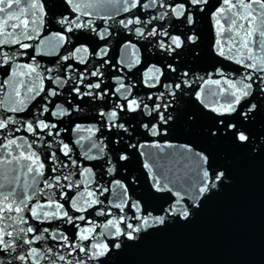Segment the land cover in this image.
I'll list each match as a JSON object with an SVG mask.
<instances>
[{
  "label": "snow or ice",
  "instance_id": "1",
  "mask_svg": "<svg viewBox=\"0 0 264 264\" xmlns=\"http://www.w3.org/2000/svg\"><path fill=\"white\" fill-rule=\"evenodd\" d=\"M64 2L69 6L70 15L61 16L59 19L58 23L62 26V31L57 34V44L52 45L53 49L61 41H68L64 33H71L74 28L97 31L92 28L91 20L83 25L80 24L81 15H87L82 9L93 5L78 3L77 0H64ZM103 2L125 14L124 18L118 21L112 16L106 17V19H113L114 23H119L124 29L135 33L142 39L155 38L156 46L165 53L178 54V49H182L185 43L194 42L196 38L185 35L183 32L174 33L180 26L191 25L194 22L193 12L204 11L205 9L201 8V5L206 7L209 0H103ZM254 4L258 5V9L253 4L247 3L246 0H219L212 12L213 17H216V24L220 26L216 33L214 51L244 69L242 73H236L239 78L224 76L220 70H217L215 75H219L221 79H213L211 75L194 77L185 71L180 74L178 80L173 79L166 83L165 80L168 77L164 69L153 66L149 72L155 73V75H149L144 82L150 91L142 97L133 94L132 86L126 85L119 76L114 78L115 84L103 82L102 69L104 65L109 64L108 60L103 59L107 56L106 47L99 48V51L89 52L87 47L81 46L59 56L56 63L66 62L63 67L75 73L70 76L45 75L53 71L51 68L43 69L42 74L38 72L39 65L25 64L22 67L18 65L14 67V61L18 56L27 55L24 50L36 48L35 44L26 41H32L39 36L36 25L38 20H42L46 15V6L42 0H0V68L5 69V79L0 80V91L4 90L5 85L10 83L11 79L23 75L27 78L18 81L23 86V95L33 101L39 97L41 102L38 115L35 118H25L20 121L23 129L15 127L12 116H0V156L7 150V155L10 157V159L0 160V167L5 168L4 179L0 181V251L16 252L17 255L13 259L18 260L21 264L24 262L41 264L42 261L43 264H63L66 261L68 264H90L92 261H100L101 257L106 256L112 248H119L120 244L116 241L122 237L128 240L136 239V234L142 230L163 225L168 216L187 219L190 211L183 201L188 196V189H193V199L204 196L223 181L224 173L217 174L215 171H210L201 163L193 164L192 159L186 155L191 151L190 148L186 147L185 151L180 153L162 154L163 146L159 142H153L151 146L160 149V151L148 154L143 166L149 172H152L154 168L157 169L158 171L152 176L156 190L173 191L168 187L171 184L176 188L175 198L167 208L161 210L163 214L152 215L146 212L139 203L132 201L127 195L125 185L120 180H115L116 188L123 189V192L117 191L109 204L112 209L118 211L104 212L101 209L96 212L97 215L112 217L103 227L112 230L107 235L113 237V242H101L97 238L93 222L87 216L72 214L73 211L76 213L87 212L88 208L104 202L97 198L95 191L91 190L88 191L91 200L84 199L81 187L83 183L87 182L92 169L78 163V160L73 157L71 145L60 140L61 133L64 131L59 127L63 123L60 117L70 116L73 111H79L80 106L75 101H82L85 97H90L92 101L102 102L98 104L101 125L112 133L115 143H121V137L129 131L125 126L128 121L121 122L124 113H138L144 118L140 123L144 132L152 137H158L166 134V128L163 126L173 119L168 111L171 99L176 97L177 92L191 88L197 100H201L202 95L215 96L216 103L222 111L218 112L217 107L201 100L204 107L218 112L221 116L237 114L247 121L257 109L256 103L246 104L253 96L254 87L258 91L264 92V3L261 0H254ZM234 9L237 11H233ZM239 9H243L244 12L239 13ZM254 11L260 17L255 28L258 38L251 42L241 41L236 48L238 56L233 54L231 49L225 52L222 39L231 42V44H237L239 32L234 35L233 26L237 25L238 19L253 16ZM76 13H80V15H76ZM172 18L179 23H173ZM221 18H223L224 24L228 25L226 31L220 24ZM161 21L170 23L171 30L165 26V23H160ZM65 25L67 27H64ZM244 27L243 24L239 25V28ZM9 28L12 30L8 31ZM98 34L103 40L108 34L107 29ZM252 34L249 31L248 35ZM253 44L261 53L259 57L253 51ZM129 46L125 44V50ZM245 50L247 51L245 52ZM81 53H88L93 58L99 57V66L93 65L90 69L88 57ZM39 54L37 52V55ZM31 59L34 60L35 56ZM72 60H78L83 68L76 71L72 63H67ZM136 62L127 61L128 64ZM120 63L124 64L125 60H121ZM113 67L115 66L113 65ZM18 68L20 69L19 73ZM167 70L172 73L177 72V68L171 62L168 63ZM37 80H39V85L36 83ZM45 80L48 81L47 84H45ZM201 85H203L202 88ZM209 85H213L215 88H210ZM65 89L71 99L65 98L63 102L57 103L56 98ZM16 95H21L19 89H16ZM12 103L14 104L15 101ZM4 107H7L8 112L19 113L27 110L28 104L21 100L18 107H12L5 106L0 102V108ZM53 117L56 118L55 121H53ZM220 124L234 140L241 144H246L250 140V136L241 130L239 123H225L224 120H221ZM21 130L27 136L16 137L15 133ZM73 130L80 132L84 129L77 124ZM86 130L92 133L101 131L97 127H90ZM41 133L50 139L45 141ZM84 139L81 136L76 143H80ZM88 140L90 141L88 144L81 145L84 151L83 160L96 159V156L90 155L94 150L97 153L103 151L101 145L95 142L92 137H88ZM37 141L40 142L42 148L47 147L46 153L43 151L28 153V149L34 148ZM127 147L143 148L145 145L138 142L136 145L130 144ZM18 148H24L25 152L14 154ZM60 154L66 158L67 163L61 160ZM127 159L126 151H122L115 158V164L119 165L120 162ZM199 160H202L203 164H207V157H199ZM113 170V168H109L110 172ZM193 171H195L194 180L189 175ZM21 176L30 179L31 182L21 184ZM73 176H82L85 180H74ZM61 181H67V183ZM46 188L53 189L52 193H47ZM106 191L111 190L100 188L99 194L103 195ZM40 193L48 196L46 204L34 202ZM84 205L88 207H84ZM77 220L86 222L89 227L76 224ZM31 221L48 226L37 227ZM57 221L71 224L77 231L71 236L65 235L59 227H53ZM22 224L28 226L20 227ZM93 241L95 242L93 243ZM38 242L39 246L34 247L33 245ZM73 254L78 258L70 259Z\"/></svg>",
  "mask_w": 264,
  "mask_h": 264
},
{
  "label": "water",
  "instance_id": "2",
  "mask_svg": "<svg viewBox=\"0 0 264 264\" xmlns=\"http://www.w3.org/2000/svg\"><path fill=\"white\" fill-rule=\"evenodd\" d=\"M42 2L46 6V15L42 20H38L36 25L39 36L32 41H26L35 44L36 48L24 50L27 55L18 56L14 61V67L17 65L22 67L25 64L39 65L38 72L42 74L43 69L51 68L53 71L45 75L70 76L75 73L63 67L66 62L56 63L59 56L81 46L87 47L89 52L99 51V48L106 47L107 56L103 59L108 60L109 64L104 65L102 69L103 82L115 84L114 78L119 76L126 85L132 86L133 94L142 97L150 91L144 82L149 75H155V73L149 72L153 66L164 69L168 77L165 80L166 83L173 79L178 80L180 74L185 71L194 77L211 75L213 79H221L219 75H215L217 70H220L224 76L234 78H239L236 76L237 72L244 71L232 60L225 59L214 51L216 33L220 26L216 24V17H213L212 12L219 0H209L206 7L201 5V8L205 10L193 12L194 22L191 25L185 24L177 28L174 34L183 32L185 35L196 38L194 42L185 43L182 49H178V54L165 53L156 46L155 38L142 39L135 33L124 29L119 23H114L113 19H106V17L112 16L118 21L124 18L125 14L116 11L114 7L104 3L103 0H77L78 3L93 5L82 9L87 15H81L80 24L83 25L91 20L92 28L97 31L74 28L73 32L64 33L70 42L61 41L53 49L52 45L57 44V34L62 31V26L58 21L61 16H69L70 9L64 0H42ZM246 2L253 4L258 9L254 0H246ZM261 2L264 3V0ZM233 11H237V9ZM238 11L239 13L244 12L243 9ZM76 15H80V13H76ZM259 19L260 17L255 11L251 17L238 19L237 25L232 29L234 35L239 32L237 44H231V42L222 39V44L225 45L224 51L228 52L231 49V52L238 56L236 48L241 41L251 42L257 39L258 34L255 32V28ZM172 22L179 23L174 18H172ZM160 23H165V21ZM220 24L226 31L228 25L224 24L223 18L220 19ZM241 24L245 27L239 28ZM165 26L171 30L170 23H165ZM105 29L108 34L101 40L98 33ZM7 30L11 31L12 29ZM249 31L253 33L251 36L248 35ZM125 44L130 45L127 50H125ZM132 45L135 47H131ZM253 51L258 57L261 55L254 44ZM37 52L40 54L37 55ZM81 55L88 57L90 69L93 65L99 66V57L93 58L88 53H81ZM33 56H35L34 60L31 59ZM121 60H125V63L121 64ZM128 60L137 62L128 64ZM169 62L177 68L176 73L167 70ZM67 63H72L76 71L83 68L78 60ZM17 71L19 73L20 69L18 68ZM26 78L23 75H18L5 85L3 91H0V102L5 106L18 107L21 100L28 104V109L19 113L8 112L7 107L0 108V116H12L15 127L21 129H23V125L20 121L25 118H35L41 103L39 97L33 101L23 95V86L18 81ZM2 79H5L4 68H0V80ZM36 83L39 85V80ZM47 83L48 81L45 80V84ZM202 87L203 85H201ZM209 87L215 88L213 85H209ZM16 89L20 90L21 95H16ZM65 98L71 99L66 89L56 98V102L61 103ZM201 100L217 107L218 112L222 111L216 103L215 96L202 95ZM201 100L196 99L191 88L177 92L176 97L171 99V106L168 109L173 119L163 126L166 128V134L158 137H152L144 132L140 127L141 120L144 118L138 113L122 114L121 122L128 121L125 126L129 131L123 134L119 144L115 143L112 133L101 125L98 104L102 102L92 101L90 97H85L82 101H75L80 106L79 111H73L70 116L60 117L63 123L59 127L64 129L60 140L71 145L73 157L78 160V163L92 169L87 182L83 183L81 187L84 199L91 200L88 196V191L91 190L95 191L97 198L104 202L88 208L87 212L76 213L73 211L72 214L87 216L93 222L97 238L101 242H113V237L107 235L112 230L103 227L112 217L97 215L96 212L101 209L104 212L118 211L112 209L109 204L117 191L123 192V189L116 188L115 180H120L125 185L127 195L132 201L139 203L146 212L152 215L163 214L161 210L167 208L175 198L176 188L169 184L168 187L173 191H157L152 176L158 170L154 168L152 172H149L143 166L148 154L160 151V149L151 146L153 142H159L163 146L162 154L180 153L184 152L186 147L190 148L191 151L186 155L192 159L193 164L201 163L210 171H215L217 174L224 173L223 181L204 196L193 199V189H188V196L183 201L190 211L187 219L168 216L163 225L142 230L136 234V239L128 240L122 237L116 241L120 244L119 248H112L106 256L101 257L100 261H92L90 264H264V92H260L254 87L253 96L246 104L256 103L257 109L247 121L237 114L221 116L218 112L204 107ZM13 101H15L14 104ZM52 119L56 120L55 117ZM221 120H224L225 123H239L241 130L250 136V140L246 144L234 140L220 124ZM77 124L84 130L74 131ZM90 127L100 128L101 131L88 132L86 129ZM15 135L16 137L27 136L23 130L16 132ZM41 135L45 141L50 139L43 133ZM81 136L85 139L76 143ZM88 137H92L95 142L100 144L103 151L97 153L94 150L90 155L96 156V159L83 160L84 151L81 145L90 142ZM138 142L144 144L145 147H127L130 144L136 145ZM40 151L46 153L48 150L46 146L42 148L39 141L34 148L28 149V153H39ZM122 151H126L128 159L116 165L115 158ZM22 152H25V149L18 148L14 154L18 155ZM60 156L61 160L65 163L68 162L62 154ZM199 157H207V164H203ZM3 159H10L7 150L0 156V160ZM106 161L108 162L106 163ZM109 168L114 170L110 172ZM4 171L5 168L0 167V181L4 179ZM73 171L75 170L73 169ZM189 175L194 180L195 171ZM73 179L85 180L82 176H73ZM20 182L23 184L31 181L21 176ZM61 182L67 183V181ZM161 182L163 183V181ZM100 188H109L111 191L100 195ZM45 191L52 193L53 189L46 188ZM181 191L183 190L181 189ZM47 201L48 196L40 193L34 202L46 204ZM84 207L88 206L84 205ZM31 223L37 227L48 226L35 221H31ZM76 224L89 227L86 222L79 220L76 221ZM27 226V224L20 225L25 228ZM53 227H59L65 235L70 236L77 231L73 225L61 221H57ZM9 230L11 231V229ZM101 233L104 235H99ZM33 246L38 247L39 242ZM16 255V252L0 251V264H21L18 260L13 259ZM76 258L78 257L73 254L70 259ZM63 264H68V262H63Z\"/></svg>",
  "mask_w": 264,
  "mask_h": 264
}]
</instances>
